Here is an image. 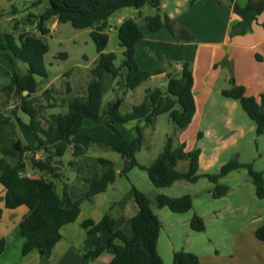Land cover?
Segmentation results:
<instances>
[{
	"label": "trees",
	"instance_id": "trees-1",
	"mask_svg": "<svg viewBox=\"0 0 264 264\" xmlns=\"http://www.w3.org/2000/svg\"><path fill=\"white\" fill-rule=\"evenodd\" d=\"M194 1L189 0L188 5H192ZM229 1L232 11L240 18L231 26V35L243 34L250 30L251 24L264 9V0H247L244 5H239L235 0ZM145 4L157 10L152 15L143 16L149 30L156 31L166 26L175 39L192 40L195 37L191 31L177 25L167 14L159 13L161 0H47L43 11L34 16L37 18L39 34L21 31L15 36L11 31L0 32V57L6 58L13 66L10 82L1 87L0 92L7 96L13 94L19 97L16 109L27 114L29 121L23 123L17 119L35 136L42 151L38 159L33 155L30 158L31 167L42 174L36 177L26 175L23 155L26 151H32V148L19 139L12 138L11 132L8 137L2 136L3 126L11 127L12 124L9 117L0 113V183L5 188L3 200L7 208L19 205L27 207V213L19 222L20 232L25 237L23 251L36 247L45 264L53 247L62 238L60 228L74 221L79 214L77 206L65 208L61 203L103 192L116 176L114 164L110 159L86 156V148L73 144L72 156H81L83 160L80 162L70 159L66 165L79 175L83 173L85 165L88 175L83 177V188H73L67 183V178L58 166L62 160L56 161L54 157L63 156L70 145V136L83 133L89 141L100 143L120 153L123 158L121 174L136 166L146 171L149 180L156 187H166L177 180L195 182L199 176L198 147L186 150L184 142L175 146L172 137L167 136L161 151L149 165H144L135 158L142 140V126L136 125L137 137L134 140H127L113 126L114 123H125L134 119L143 121L145 125H153L155 116L166 112L175 125L185 128L195 111L189 62L182 61L177 73L166 72L165 88H146L143 100L137 105H132L128 111L120 110L122 97L108 100L103 105V95L110 80L117 79L118 84L127 89H134L151 75L163 71L162 67L152 70L139 68L134 52L135 43L142 38V32L138 22L132 17L123 19L117 27L118 45L122 48L123 56L119 63H115L117 56L113 51H105L108 42V34L105 31L108 17L122 7L140 9ZM52 17H56L57 22H68L74 28H90L89 36L94 42L97 59L91 68L92 77L87 83L85 93L62 98L66 105L65 110L50 113L43 125L35 103L37 97L32 94L38 86L36 76L47 77L44 54L48 46L43 36L48 33V28L44 23ZM260 25L264 29V21ZM60 55H65V52ZM17 60L25 64L23 73L15 68ZM228 83L230 86L222 88L220 94L239 101L244 112L255 123L256 134L264 135V94H260L259 98L246 95L245 88L236 84L232 77ZM25 90L26 93H23ZM49 92V88L42 91L44 95ZM105 114L108 115L105 125H82V119L86 117L97 120ZM200 135L201 133L197 132V138ZM181 160L188 162L185 171L177 168V163ZM93 165L99 167V171H92ZM242 167L247 169L251 177L255 195L264 198L263 172L255 170L251 163L239 162L235 157L223 163L217 172L202 174L213 183L212 196L217 198L225 195L228 186L220 183L219 179ZM132 200L136 208L132 216L131 236H126L116 228L114 218L108 213H104L97 222L89 218L81 222L82 227L88 231L110 233L105 244L97 243L86 252V256L95 257L106 247H111L114 254L107 264H164L157 250L161 223L150 206V198L147 193L132 187ZM155 204L157 207L166 206L173 212H186L192 208V198L189 194L169 196L158 193L155 196ZM189 226L194 231L205 229L204 221L197 213L190 217ZM254 235L264 242V221L255 228ZM172 264L201 262L198 255L192 251L175 250L172 253Z\"/></svg>",
	"mask_w": 264,
	"mask_h": 264
},
{
	"label": "rangeland",
	"instance_id": "rangeland-1",
	"mask_svg": "<svg viewBox=\"0 0 264 264\" xmlns=\"http://www.w3.org/2000/svg\"><path fill=\"white\" fill-rule=\"evenodd\" d=\"M46 4L47 0H0V31L15 33L18 29V35L27 28V32L39 34L37 18L34 16L41 13ZM222 7L224 6L220 8ZM155 12H157L156 8L149 4L143 5L140 9L126 6L114 11L108 17L105 28L108 42L105 50L116 54L115 63H119L123 57L117 37L119 19L132 17L139 25L146 26L142 14L152 15ZM24 23L28 24L27 27H23ZM14 26H17V29H14ZM153 38L158 39L157 36ZM43 39L48 46L44 54L47 77L36 76L38 86L32 96L37 97L35 103L44 125L45 118L50 113L65 110L66 105L62 98L75 93H85L86 85L92 77L91 68L95 65L97 52L89 36V28H74L68 22L56 23L54 29H48ZM62 52L67 54L66 57L60 55ZM83 54L86 58H83ZM16 62L17 69L24 65L18 60ZM85 67L89 69L81 71L84 76L75 73L74 80L71 79L74 73L66 72ZM116 80L112 79L108 83V89L103 95V105L108 100L123 96L125 93L124 103L120 106L121 111H124L130 103H135L137 94L144 95L146 88L159 85L158 80L147 79L134 89H127ZM218 84L211 90L198 120L185 128L175 125L166 112L156 115L153 125H145L143 121L140 123L142 140L135 153L136 160L141 164L149 165L161 151L166 137L171 136L175 146L184 142L186 149L194 147L200 149L201 163L197 171L199 176L195 182L177 180L169 186L156 187L149 180L146 171L136 166L121 174L123 158L113 149L92 144L88 149L92 155L95 153V156L110 159L116 172L115 182L93 197L96 207L103 213L113 214L119 208L132 207L134 204L132 187L147 193L150 206L161 223L157 250L164 264H172V253L175 250L192 251L203 256L219 251L222 256L229 257L239 243L240 235L248 233L249 229L259 226L264 220V198L255 195L254 185L246 168L232 170L219 179L220 183L228 186V191L217 198L211 194L213 183L202 175L217 172L223 163L235 157L239 162L251 163L255 170L262 171L264 179V135L256 134L255 123L244 112L239 101H235L236 108L232 112L228 107L226 108L224 105L226 98L217 90ZM45 88L50 89L49 94L42 93ZM1 98L0 106L3 99L13 106H17L19 102V97L13 94L9 98L2 94ZM20 117L24 122L29 121V116L21 110ZM133 130L136 131L135 128ZM197 132L201 133L198 138ZM30 134L33 138V134ZM34 151L26 153V161L30 173L40 175L41 172L31 167L30 158L34 156ZM40 154L42 151L38 150V155ZM70 158H72L70 148H67L61 158L54 157L56 161L63 160L58 166L66 177L76 174L75 170H71L66 165ZM187 163L186 160H181L177 163V168L185 171ZM93 168L99 171L96 165H93ZM44 175L46 176L45 173ZM73 183L76 188L83 186L80 178ZM158 193L169 196L189 194L192 198V208L186 212H173L166 206L157 207L155 196ZM193 213L202 217L205 224L204 231H194L190 228L189 219Z\"/></svg>",
	"mask_w": 264,
	"mask_h": 264
},
{
	"label": "crops",
	"instance_id": "crops-1",
	"mask_svg": "<svg viewBox=\"0 0 264 264\" xmlns=\"http://www.w3.org/2000/svg\"><path fill=\"white\" fill-rule=\"evenodd\" d=\"M188 1L161 0L158 11L161 14H167L177 25L188 29L195 37L192 40H178L171 35L166 26H162L156 31H151L146 26L139 25L142 38L135 43L134 57L141 69L152 70L157 67L163 68L162 72L151 75L148 78L158 80L159 85L154 87L162 89L166 85V72L177 73L182 61L189 62L195 103V111L189 123L191 124L193 121L198 120L200 114L203 112L211 90L219 82L220 85L218 84L217 87L219 92L222 88L229 87L228 80L230 77L234 79L236 84L242 85L245 88L246 95H253L259 98L260 94H264V29L260 25L264 21V9L251 24L250 30L243 34L231 35V26L238 22L240 18L232 11L230 1L195 0L192 5H188ZM235 1L239 5H244L247 0ZM221 6L224 7L220 8ZM142 15L145 16V14ZM119 20V22L122 21V19ZM56 23H58L56 17H52L44 25L51 30L55 28ZM27 25V23H24L23 27H27ZM14 29H17V26ZM17 32L18 29L15 30V33H12L16 36ZM153 36H157L158 39L153 38ZM66 55L65 53L62 56L66 57ZM82 56L86 58L85 54ZM16 65L17 62L15 61V68L18 66ZM85 69L89 68L71 69L66 72L68 74L74 73L71 77L74 80L75 73L80 74ZM16 70L23 73L25 71V64L22 65V68H16ZM12 71V64L6 58L0 57V88L10 82ZM80 75L84 76L82 73ZM2 94L0 92V98ZM143 94H145V90ZM124 95L117 96L122 97L121 105L124 103V97L126 96ZM5 96L7 98L10 97ZM135 98V103H130L124 111H128L132 105L139 104L143 100L144 95L139 93ZM235 101L237 100L230 98L224 100V105L226 108L228 107L230 112L236 108ZM1 103L0 113L4 117H9V122L12 124L11 127L8 125L3 126L2 136L8 137L11 132L12 138L19 139L23 144L29 145L32 150H35L34 154H38V150L41 151V149L39 148L37 139L34 135L31 138V132L29 133L26 127L17 119L19 118L22 121L20 110L16 109L17 106L11 105L7 100L5 101V99L1 100ZM14 109L16 110L13 111ZM107 119V114L97 120L86 117L82 119V125L85 127L105 125ZM141 122L134 119L125 123H114L113 126L127 140H134L137 137V132L133 129H136V125H140ZM69 139L70 145L68 148L71 149V152L73 144H78L87 149L86 156L95 157V153L92 155L88 150L91 144L97 147L103 146L100 143L89 141L83 133L72 135ZM189 149L187 148L186 150ZM27 152L29 151H26L23 155L24 172L28 176L36 177L38 175L33 174L34 172L31 174L28 169L26 161ZM0 157H2L1 150ZM70 159L80 162L83 160L81 156H72ZM7 160L10 161V159ZM200 163L201 152L199 155V165ZM89 164L92 163L89 162ZM70 169L72 170V168ZM93 170L94 168L92 167ZM87 172V166L84 165L81 175L76 172L75 176H64L67 178L66 182L71 184L73 188H76L77 186L73 183L74 180L80 178L82 184H84L83 177L88 175ZM114 182L115 179L110 184ZM4 192L5 188L0 183V264H45L42 262L36 247H31L25 252L23 251L25 237L20 232L19 222L27 213V207L25 205H19L14 208L5 207L3 200ZM95 195L78 197L70 202L64 201L61 203L65 208L77 206L79 214L74 221L64 224L60 228L62 238L53 247L46 264H107L113 257L114 251L111 247H106L95 257L90 258L86 256V252L91 250L97 243L105 244L110 235L107 231L101 233L88 231L87 228L81 225V222L87 218L97 222L104 214L98 210L95 201L92 200ZM135 208V205L132 204L130 209L125 206L124 208H119L113 214H109L114 218L116 228L124 232L126 236H131L133 233L132 216ZM255 228L252 227L248 230V233L240 235L239 238L241 239H239V243L229 257L222 256L219 251H214V253L204 256L197 254L201 264H264V242L255 237ZM115 242H118V240H115Z\"/></svg>",
	"mask_w": 264,
	"mask_h": 264
},
{
	"label": "built area",
	"instance_id": "built-area-1",
	"mask_svg": "<svg viewBox=\"0 0 264 264\" xmlns=\"http://www.w3.org/2000/svg\"><path fill=\"white\" fill-rule=\"evenodd\" d=\"M27 30V28L24 30V31H26ZM27 32V31H26ZM40 157V155H38V154H34V158L35 159H38Z\"/></svg>",
	"mask_w": 264,
	"mask_h": 264
},
{
	"label": "water",
	"instance_id": "water-1",
	"mask_svg": "<svg viewBox=\"0 0 264 264\" xmlns=\"http://www.w3.org/2000/svg\"><path fill=\"white\" fill-rule=\"evenodd\" d=\"M180 66H182V65H180ZM23 93H26V90Z\"/></svg>",
	"mask_w": 264,
	"mask_h": 264
}]
</instances>
